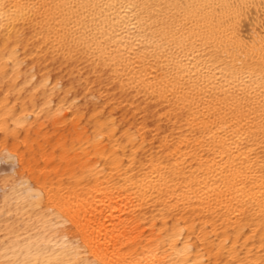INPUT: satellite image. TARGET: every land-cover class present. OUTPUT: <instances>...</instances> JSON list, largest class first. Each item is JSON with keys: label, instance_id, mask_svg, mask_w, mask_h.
I'll use <instances>...</instances> for the list:
<instances>
[{"label": "bare ground", "instance_id": "bare-ground-1", "mask_svg": "<svg viewBox=\"0 0 264 264\" xmlns=\"http://www.w3.org/2000/svg\"><path fill=\"white\" fill-rule=\"evenodd\" d=\"M0 264H264V0H0Z\"/></svg>", "mask_w": 264, "mask_h": 264}]
</instances>
